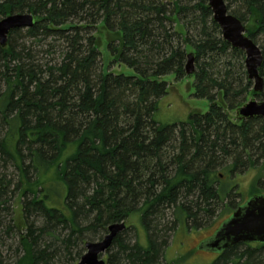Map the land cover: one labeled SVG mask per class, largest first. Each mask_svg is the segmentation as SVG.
Here are the masks:
<instances>
[{
  "label": "trees",
  "instance_id": "16d2710c",
  "mask_svg": "<svg viewBox=\"0 0 264 264\" xmlns=\"http://www.w3.org/2000/svg\"><path fill=\"white\" fill-rule=\"evenodd\" d=\"M225 1L255 43L264 36V0ZM12 14L36 16L0 46V225L15 197L22 207L23 229L4 228L19 235L14 264H73L132 216L141 228L118 234L106 264H179L166 260L170 235L209 225L218 210L231 216L245 202H234L238 177L264 163V121L229 115L249 95L264 99L245 53L223 39L209 0H0V21ZM102 47L134 74L106 69ZM191 53L195 96L209 110L163 126L167 78L188 79ZM209 264H264V244Z\"/></svg>",
  "mask_w": 264,
  "mask_h": 264
},
{
  "label": "water",
  "instance_id": "95a60500",
  "mask_svg": "<svg viewBox=\"0 0 264 264\" xmlns=\"http://www.w3.org/2000/svg\"><path fill=\"white\" fill-rule=\"evenodd\" d=\"M209 7L214 14L215 22L222 30L223 39L233 48L245 53V65L248 78L254 83V91L261 93L264 90V80L259 69L263 64L261 48L247 35L246 26L235 16L231 15L225 0H209ZM36 23L33 14H12L0 21V46L6 48L9 35L14 30L29 29ZM188 78L195 74V55H188L186 65ZM235 120L250 121L261 118L264 121V101L255 99L247 102L236 110ZM125 222L109 226L108 233L98 242H87L86 253L78 264H106L103 256L112 248L114 239L126 230ZM240 243L264 244V194L250 197L226 221L215 234L200 245L199 249L220 253Z\"/></svg>",
  "mask_w": 264,
  "mask_h": 264
},
{
  "label": "rangeland",
  "instance_id": "374dc122",
  "mask_svg": "<svg viewBox=\"0 0 264 264\" xmlns=\"http://www.w3.org/2000/svg\"><path fill=\"white\" fill-rule=\"evenodd\" d=\"M226 4L229 6V1H226ZM231 10H233V8H231ZM231 10H229V12ZM25 41L29 42L28 40ZM256 41L257 45L261 48L264 45V36L258 35ZM28 44L29 46L31 45L30 42ZM101 51L104 54L103 61L106 69L109 68L111 69L110 71L119 74H134L131 69L125 66L119 64L111 65L110 62H112V59H110V56L105 52L104 47L101 48ZM167 82L171 85V89L166 96L159 100L158 110L155 116L158 123L163 126L179 124L188 122L191 113L200 112L205 114L208 112L210 107L209 101L197 99L195 96L196 90L194 86V78H188L181 82H176V77L171 75L167 78ZM253 99L261 102L264 101V99L249 95L244 104ZM229 115L233 122H238L234 118L236 116V110L231 111ZM258 176H261L262 179H264V163H261L257 168H251L245 174L238 177V182L241 184V187L239 191H236V193L239 194L234 200L236 204H240L244 200L247 201L250 197H252L250 196L252 194L250 189ZM261 184L264 191V180ZM242 195L244 198H242ZM224 209L225 208H222V210ZM5 213L6 212H4L2 217L4 224L0 225V256L4 264H14L22 256V250L19 247V235L6 236L4 228L7 227L11 221H14L18 230L23 229L22 207L20 206L18 196L15 197L10 204V213ZM219 214L220 210H218L216 217L209 225L204 224L205 227L203 225L202 228H199V230L184 231L180 229L175 236H173L172 233L169 239V248L166 252V260L170 263L178 262L179 264H209L216 253L201 250L198 247L204 240L211 238L219 229L221 224L230 217L229 211L222 216ZM125 223L129 229L133 228V226L141 228L140 221L137 216H132ZM129 236L134 238L133 231L130 232ZM79 251L81 252L82 257L86 253L85 246L80 247ZM81 257L73 264H78ZM108 257L109 253L107 252L103 256V260L106 261V263L108 261ZM163 263L165 264V262Z\"/></svg>",
  "mask_w": 264,
  "mask_h": 264
},
{
  "label": "flooded vegetation",
  "instance_id": "af4514ba",
  "mask_svg": "<svg viewBox=\"0 0 264 264\" xmlns=\"http://www.w3.org/2000/svg\"><path fill=\"white\" fill-rule=\"evenodd\" d=\"M263 194H264V193H263ZM244 203H245V202H244ZM244 203H243V204H244ZM243 204H242V205H243ZM242 205H241V206H242ZM241 206H239V207H241ZM239 207H238V208H239ZM238 208H237V209H238ZM237 209H236V210H237ZM236 210H235V211H236ZM235 211H234V212H235ZM234 212H233V213H234ZM233 213H232V214H233ZM232 214H231V215H232ZM240 244H241V243H240ZM244 244H248V243H244ZM250 244H260V243H250Z\"/></svg>",
  "mask_w": 264,
  "mask_h": 264
}]
</instances>
